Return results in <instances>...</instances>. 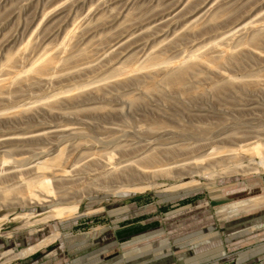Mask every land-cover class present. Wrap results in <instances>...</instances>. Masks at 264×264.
<instances>
[{
  "label": "rangeland",
  "instance_id": "obj_1",
  "mask_svg": "<svg viewBox=\"0 0 264 264\" xmlns=\"http://www.w3.org/2000/svg\"><path fill=\"white\" fill-rule=\"evenodd\" d=\"M258 213L264 0H0V264L173 256Z\"/></svg>",
  "mask_w": 264,
  "mask_h": 264
},
{
  "label": "crops",
  "instance_id": "obj_2",
  "mask_svg": "<svg viewBox=\"0 0 264 264\" xmlns=\"http://www.w3.org/2000/svg\"><path fill=\"white\" fill-rule=\"evenodd\" d=\"M260 218L264 217L258 213L227 220L220 226L211 224L203 236L179 244L173 256L141 253L133 257L131 254L126 255L128 264H264V219ZM137 257L140 263L133 262Z\"/></svg>",
  "mask_w": 264,
  "mask_h": 264
},
{
  "label": "bare ground",
  "instance_id": "obj_3",
  "mask_svg": "<svg viewBox=\"0 0 264 264\" xmlns=\"http://www.w3.org/2000/svg\"><path fill=\"white\" fill-rule=\"evenodd\" d=\"M158 61H160V60H158ZM206 61H207V59L203 55H201V54H193L192 55V61L190 63H187V64L182 65V66H175L174 68H170L168 73L165 76H163V81L167 85L180 86L183 83V81L185 80L186 75L194 67V65L203 64V63H206ZM160 62H162V61H160ZM47 63H49L48 59L45 60V62H44V64L42 66L38 67V69H36L34 71L37 72V73H40L42 68H44ZM108 159L110 160V158H108ZM42 163L45 164L44 162H42ZM137 164L140 165V166H143V164L141 162H137ZM36 167H37V165H34L31 168H24V169H26V171L18 170L17 173L18 174H23V173H26L28 171L30 172V171L36 169ZM48 182L49 181H48V178L46 177V175L45 174H41L38 178H34V177H30L29 178L28 177L25 180V185H31L32 183H36L35 185L43 193H48V192H51V189L48 186ZM149 186H150L149 182H126L125 185H124V187H126V188H133V189H137V190H143L145 188H148ZM25 191H26V189H25ZM25 194L28 197L26 199V203L27 204H29L31 202H34V201L38 202V203H43V202L48 201V199L46 197L43 198V199H40L39 195H37L33 191H31V192L28 191ZM76 207H77V203L55 206V207L52 208V215L51 216H66V215H70L71 213H73L75 211Z\"/></svg>",
  "mask_w": 264,
  "mask_h": 264
}]
</instances>
